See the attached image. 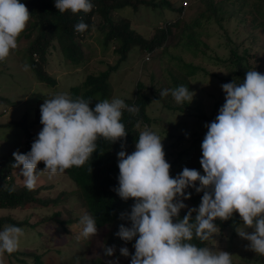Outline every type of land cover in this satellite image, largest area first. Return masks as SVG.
<instances>
[{
    "label": "clouds",
    "instance_id": "9594fccd",
    "mask_svg": "<svg viewBox=\"0 0 264 264\" xmlns=\"http://www.w3.org/2000/svg\"><path fill=\"white\" fill-rule=\"evenodd\" d=\"M55 7L60 13L76 14L91 12L94 5L91 0H55ZM30 19L31 13L21 0H0V61L17 49L18 38ZM74 27L83 33L89 25L81 18ZM29 68L26 63L24 70ZM221 87L225 103L215 120L205 125L208 131L201 145L204 175L185 167L172 178L162 140L147 126L140 132L134 152L128 154L123 150L126 145L121 144L117 154L119 187L113 190L121 199L131 198L135 203L130 212L120 213V219L130 221L131 226L121 224L115 235L125 242L136 238L131 264H233L230 253L192 241H209L219 232L215 221H226L236 212L244 225V230L237 228V232L250 242L246 249L264 256V74L249 70L242 83H225ZM169 93L177 104L191 102L194 96L184 85L164 89L160 96ZM90 103L67 93L45 99L40 107L43 128L31 150L27 154L13 153L12 166L20 169L28 190L36 187L40 162L45 164L41 171L49 173L50 178L73 166H84L98 150V139L115 143L126 138L121 122L123 111L133 115L139 111L135 105L115 97L99 101L94 109ZM89 171H93L92 167ZM189 187L203 192L202 202L179 219L181 209L188 207L183 200L191 198V193H185ZM80 224L84 238L98 234L92 215L84 214ZM247 228L254 231L249 233ZM23 235V229L15 225H6L0 231V264L5 253L18 250ZM115 251V245L104 248L105 256L111 257ZM119 251L124 257L130 255L127 247Z\"/></svg>",
    "mask_w": 264,
    "mask_h": 264
},
{
    "label": "rangeland",
    "instance_id": "374dc122",
    "mask_svg": "<svg viewBox=\"0 0 264 264\" xmlns=\"http://www.w3.org/2000/svg\"><path fill=\"white\" fill-rule=\"evenodd\" d=\"M156 2L157 8L142 7L136 13L130 10L121 13L126 18H131L133 29L148 39L154 36L156 30L169 27L172 35L165 42L167 52L162 55V48L154 54H142L135 48L127 61L112 75L106 99L110 101L115 97L123 99L126 103L134 97L138 82L145 85V92L152 98L148 107L152 123L147 127L160 136L166 161L171 164L177 152L188 151L189 156L182 159L173 171L176 178L185 167L197 170L196 162L200 166L201 145L208 131L205 125L210 122L198 115L203 113L213 122L225 103L221 87L224 83L221 78L230 73L223 63L230 48L234 45L240 52L250 51L258 56V66L264 72V34L254 30L261 39L255 41L241 18L248 10H252L256 17L264 20V2L248 0L252 5L241 8L242 0H237L234 5L227 6L225 15H221L222 20H217L211 12H204L207 9L206 0H168L175 3L177 8L182 5L183 12L164 5L161 7L162 0ZM202 13L204 15L200 16ZM92 20L94 31L89 37H81L78 41L84 56L80 66L67 63L59 47L49 52L47 70L57 81L55 87L39 82L30 68L24 70L26 49L30 40L26 36L18 38L17 49L12 50L5 60L0 61V125L25 120L33 126L34 132L39 133L43 128L40 122V107L47 97L52 98L58 93L69 94L70 89L80 85L88 74L105 71L108 66L117 62L118 56L115 55L113 47H104V28L106 29L107 25L97 14ZM194 20L199 22L194 26L193 32L200 41V48L191 52L178 44L177 37L183 29L191 26ZM183 63L198 68L194 74L189 75L191 70L184 67ZM175 79L194 93L191 102L177 104L171 93L165 97L160 96L162 90L176 88ZM233 81L243 82L240 79ZM102 100L105 98L97 97L96 103ZM180 108H183V111H180ZM145 127L146 125L142 131ZM25 139V135H21V131L15 127H0V163L14 160V152L22 153L26 148ZM175 143H178V147L172 148ZM125 151L131 154L135 151V146ZM41 170L43 168L38 165V180L33 191L37 192V198L47 201V205L36 202L21 210H0V217H9L22 224L20 228L23 229L24 235L20 238L18 250L36 251L42 256L41 260L57 264L75 256L90 259L103 256V240L106 236L104 231H100L88 242L77 235V224L73 223L68 227L70 231H65V227L58 223V220L81 218L84 214H89L74 183L65 173L50 178L49 173ZM10 186L16 189L25 186L20 169L13 172V182ZM183 203L188 206L181 209L180 212L184 213L190 208H198L201 204L191 199L183 200ZM238 228L244 230V225ZM245 230L249 233L254 231L253 228ZM249 243L238 234L237 229H229L223 232L219 230L214 234L208 247L214 251L230 253L233 263L264 264V256L246 249L245 246ZM133 251L135 252V248L129 252L128 257L106 259L108 262L118 259L119 264H131ZM28 260L29 264H34V260Z\"/></svg>",
    "mask_w": 264,
    "mask_h": 264
},
{
    "label": "trees",
    "instance_id": "16d2710c",
    "mask_svg": "<svg viewBox=\"0 0 264 264\" xmlns=\"http://www.w3.org/2000/svg\"><path fill=\"white\" fill-rule=\"evenodd\" d=\"M237 0H206L207 9L204 12L206 14L211 12V15L222 20V14L225 15L227 6H232ZM94 5L93 9L89 13H72L71 11L60 13L55 7V0H21L31 13V19L29 26L19 36H26L30 40L26 49L27 60L26 63L30 65V70L35 74L36 79L45 83L51 87L57 86L56 79L48 72V55L53 49L60 48L64 60L76 67L80 66L84 61L79 40L81 37H89L94 31V21L92 17L97 14L105 22L107 28H104V47H113L115 55L118 56V60L114 65L108 66L105 71H101L97 74H88L84 81L75 87L70 89L69 96L73 99L81 97L85 100L91 101L90 107L95 108L96 98L100 97L106 99L109 94V85L111 77L116 73L122 63L127 61L130 53L137 48L142 54H154L159 49H162V55L167 52L165 42L169 36L172 35L171 29H159L156 30L154 36L150 39L145 38L143 35L133 29L131 25V18H126L121 12L130 10L132 12H138L142 7H158L156 0H91ZM264 2V0H263ZM168 6L172 10L183 12L182 5L179 8L175 7V3L168 2V0H162V6ZM248 0H242L241 8L250 6ZM187 6V5H186ZM219 12V13H218ZM204 13L200 14L203 16ZM81 18L89 25L87 31L80 33L75 31V25L80 22ZM245 23L247 30H249L251 37L255 41L261 40L259 35L255 32L257 30L264 34V20L256 17L254 11L248 10L245 16L241 17ZM199 22L193 21L192 25L179 33L177 39L184 48L188 51L196 52L200 48V41L197 39L196 34L193 32L194 26ZM255 30V31H254ZM239 48L232 46L229 51L228 57L223 61L224 67L230 71L228 76L222 77L223 83L235 82L233 80H244L246 72L249 70H256L262 74L264 72L258 66L260 58L253 55L250 51L240 52ZM184 67L190 71L189 75L194 74L198 67L183 63ZM176 87L183 85L181 81L175 79ZM186 86V85H185ZM145 85L142 82H138L136 85V92L131 100H128L126 104L129 106L135 105L138 108V113L133 115L127 110L123 111L121 122L124 123L127 131L125 139L119 140L115 143L98 139V150L93 153L92 158L82 167L69 168L65 170L67 177L74 183L75 188L82 198L86 210L92 215L97 222L98 233L100 231L105 232V239L103 240L104 248L116 246V251L113 256H122L119 249L121 247H127L129 252L134 248V238L132 241L125 242L117 237L115 234L119 231V226L124 224L126 227H130V221L121 220L120 213L131 211V207L134 204V199L127 201L121 199L118 194L113 190L119 187L118 177L120 174L118 167V153L122 150L121 144H125L124 151L128 148L136 146L139 134L142 131L144 125L150 127L152 120L148 114V107L152 102V98L145 92ZM225 97L226 94L223 92ZM225 101V98H224ZM219 105V104H217ZM183 108H180V111ZM198 117L208 120L211 123L209 117L201 113ZM138 125V126H137ZM0 127L12 128L15 127L21 131V135L24 134L25 150H22V154H27L31 150V145L38 137V133L32 130L33 126L26 123L25 120L15 121L6 125H0ZM23 131V132H22ZM180 140V138H179ZM178 143L172 145V148H177ZM188 151L177 152L174 161L170 164V176L174 178V169L179 166V162L182 159L187 158ZM15 163V159L8 160L0 163V210H21L24 207L35 204L36 202L43 205H47L48 202L36 197V193L33 190H28L25 186L22 188H12L10 183L13 182V172L18 170L12 165ZM195 163V162H194ZM197 171L201 175H204V170L200 163V166L195 163ZM39 166L45 168V164L40 162ZM92 167V172L89 168ZM173 172V173H172ZM180 172V169H179ZM199 187V181L196 182ZM191 193V200L202 202L203 192L197 193L194 188L189 187L185 192ZM187 213L180 212L179 219ZM196 214L193 213V220ZM176 219V218H174ZM58 223L65 227V231H70L69 226L73 223L77 224V235L83 240L94 238L95 236L84 238L82 236L83 225L80 224V218H72L68 220H58ZM220 231L236 229L243 225L242 218L239 213H233V216L228 220L217 219L215 221ZM6 225H15L21 227L22 224L16 222L9 217H0V231ZM210 241V240H209ZM209 241L201 242L197 239H193V243L198 246H207ZM89 245V243H88ZM133 251V255H134ZM79 255V254H78ZM42 257V256H41ZM36 251H15L12 254L5 253L2 257L3 264H29V260H34V264H57L56 262L43 261ZM104 252L103 256L96 259L85 258L84 256H75L74 258L58 264H108ZM259 260V259H258ZM244 264V263H233Z\"/></svg>",
    "mask_w": 264,
    "mask_h": 264
},
{
    "label": "built area",
    "instance_id": "2783aa9c",
    "mask_svg": "<svg viewBox=\"0 0 264 264\" xmlns=\"http://www.w3.org/2000/svg\"><path fill=\"white\" fill-rule=\"evenodd\" d=\"M186 6V5H185Z\"/></svg>",
    "mask_w": 264,
    "mask_h": 264
}]
</instances>
